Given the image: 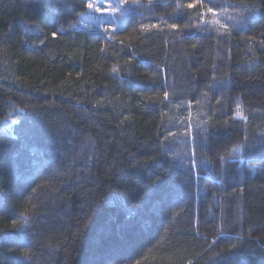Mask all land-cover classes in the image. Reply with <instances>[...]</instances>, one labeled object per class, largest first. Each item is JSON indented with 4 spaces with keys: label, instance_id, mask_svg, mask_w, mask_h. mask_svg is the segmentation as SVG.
Returning <instances> with one entry per match:
<instances>
[{
    "label": "trees",
    "instance_id": "trees-1",
    "mask_svg": "<svg viewBox=\"0 0 264 264\" xmlns=\"http://www.w3.org/2000/svg\"><path fill=\"white\" fill-rule=\"evenodd\" d=\"M120 1L0 0V264H264V0Z\"/></svg>",
    "mask_w": 264,
    "mask_h": 264
},
{
    "label": "snow or ice",
    "instance_id": "snow-or-ice-1",
    "mask_svg": "<svg viewBox=\"0 0 264 264\" xmlns=\"http://www.w3.org/2000/svg\"><path fill=\"white\" fill-rule=\"evenodd\" d=\"M208 2L212 5V7H208L207 11L210 12V13H212L213 16L214 17H217V18L214 19V20H211V21H207L206 23H209V24H218L221 29H224L225 31H229L228 28L226 27V25L221 21L220 16L222 15V16H224V18H226L228 20L235 19V17H233L231 15H228V10H229V8H231L232 11H234V12L235 11H238L236 5H229V4L217 5L215 3V0H208ZM193 6H194L193 4L186 5V7H188V8H192ZM87 7L90 10H94V11H97V12L100 11V7L97 6V5H95L94 3H91V2L87 4ZM213 8H219L220 9L219 14L216 13V12H213ZM114 10L115 9H113V11ZM239 11L240 12H246V13H248L249 14V18H251L257 12H259L260 9L257 8L256 6H252L250 8H248V7L240 8ZM172 27H175V25H172ZM232 27H234V28L238 27L240 29L245 28L244 18L241 17L240 19H237L236 20V23L233 24ZM209 30H211V29H209ZM53 35L55 36L56 34L53 33ZM21 111H23V109H21ZM165 138L167 139V137H165ZM240 150H241L240 146H237V147L233 148V152L234 153H239ZM22 226H24V225H22ZM77 235H79V233H77ZM136 264H139V261H136Z\"/></svg>",
    "mask_w": 264,
    "mask_h": 264
},
{
    "label": "rangeland",
    "instance_id": "rangeland-1",
    "mask_svg": "<svg viewBox=\"0 0 264 264\" xmlns=\"http://www.w3.org/2000/svg\"><path fill=\"white\" fill-rule=\"evenodd\" d=\"M94 3L100 7V11H94L89 9V20L99 24H108V18L113 17V15L122 8L120 0H89V3ZM113 9H115L113 11ZM222 16V15H221Z\"/></svg>",
    "mask_w": 264,
    "mask_h": 264
}]
</instances>
